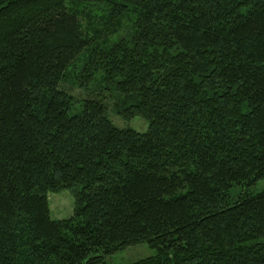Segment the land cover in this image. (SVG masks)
<instances>
[{
	"label": "trees",
	"instance_id": "1",
	"mask_svg": "<svg viewBox=\"0 0 264 264\" xmlns=\"http://www.w3.org/2000/svg\"><path fill=\"white\" fill-rule=\"evenodd\" d=\"M134 10L133 30L91 48L77 5ZM72 4V5H69ZM90 48L123 96L119 128L105 105L71 113L58 83ZM92 49V50H91ZM264 0H0V264H264ZM74 211L52 219L47 193Z\"/></svg>",
	"mask_w": 264,
	"mask_h": 264
},
{
	"label": "rangeland",
	"instance_id": "2",
	"mask_svg": "<svg viewBox=\"0 0 264 264\" xmlns=\"http://www.w3.org/2000/svg\"><path fill=\"white\" fill-rule=\"evenodd\" d=\"M69 5L72 4L69 3ZM77 8L80 11L83 33L91 38L92 49L96 46L110 45L121 37L127 36L133 30L135 12L132 9L126 11V14L121 17H113L111 14L112 7L106 2H87L77 5ZM88 54H90V48L83 51L67 68L64 78L58 83L59 88L71 96L70 112H77L85 99L100 101L105 105L106 115L115 126L119 128L129 127L137 132H144L148 126L144 118L140 116L125 118L119 114L117 104L122 101L123 96L114 89L105 87L100 73L94 74L84 86L79 85L80 70L85 65ZM262 189H264V179H260L252 185L233 186L231 196L237 198L240 194L254 193ZM47 198L52 219H67L72 216L74 196L69 189L49 191ZM153 254L154 250L147 243L142 242L128 245L111 255L105 256L102 264H124Z\"/></svg>",
	"mask_w": 264,
	"mask_h": 264
}]
</instances>
